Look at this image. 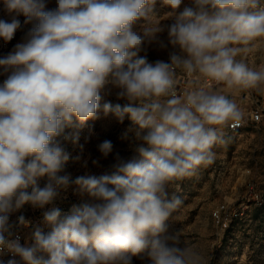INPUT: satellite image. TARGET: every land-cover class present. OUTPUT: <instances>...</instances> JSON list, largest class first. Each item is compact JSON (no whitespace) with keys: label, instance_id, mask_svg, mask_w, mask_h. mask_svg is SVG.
I'll return each mask as SVG.
<instances>
[{"label":"clouds","instance_id":"clouds-1","mask_svg":"<svg viewBox=\"0 0 264 264\" xmlns=\"http://www.w3.org/2000/svg\"><path fill=\"white\" fill-rule=\"evenodd\" d=\"M49 2L2 0L12 19H0V40H13L18 16L33 27L0 57L6 77L0 84V255L10 254L7 264H132L142 255L150 264H203L170 230L182 201L168 189L214 163L223 129L243 119L237 104L208 82L228 89L264 85V69L243 59L264 39V0H192L167 26L166 42L152 14L156 0H55L54 8ZM181 3L163 0L173 14ZM151 44L179 52L169 62L149 63L140 53ZM177 70L192 78L182 93ZM113 92L128 103H104L102 110L131 121L121 139L133 154L117 153L100 176L58 175L69 159L65 130L98 118L101 100ZM98 149L107 158L113 144L105 140ZM72 185L90 202L63 218L59 209L44 211L51 232L35 226L32 246L10 238L12 213L25 204L44 209ZM18 224L31 226L23 216Z\"/></svg>","mask_w":264,"mask_h":264},{"label":"rangeland","instance_id":"rangeland-1","mask_svg":"<svg viewBox=\"0 0 264 264\" xmlns=\"http://www.w3.org/2000/svg\"><path fill=\"white\" fill-rule=\"evenodd\" d=\"M186 6H192V0H182L173 14L163 0H156L152 14L165 28L160 34L165 42L167 26L175 22V15ZM48 7L54 8L55 0H50ZM143 23V20L137 21L134 30L140 31ZM173 51L179 52V49L171 46L162 49L151 44L146 45L140 55L146 56L149 63L158 60L169 62ZM243 59L255 70L264 69V39L255 42L253 51ZM223 86L218 84L213 89L232 99L243 116L248 114L255 101L264 107V85L259 89H228ZM104 103L123 106L128 101L118 100L114 92L106 95L101 100L98 118L90 119L83 125L74 122L65 130L69 139H66L63 147L69 159L58 175H68L73 181L79 176H100L109 169L117 153L125 158L133 154V145L121 139V134L131 121L126 117L121 123L113 115H105L102 110ZM77 136V142L73 143L72 138ZM223 136L225 142L213 148L216 153L214 163L201 167L194 176L169 185V195L175 194L182 201L170 218V230L180 235L182 244L195 248L201 254L203 264H264V113L261 121L248 120L236 132L223 131ZM105 140L113 144V152L107 158L98 149V145ZM94 161H98V164H94ZM47 182L46 177L39 179L38 187H45ZM58 191L57 198L44 209L25 204L13 213L12 224H18L21 216L31 222V226H19L24 233V246L34 244L35 226L38 225L45 235L51 232V227L43 222L44 211L59 209L63 218L70 215L74 207L90 202L86 194L78 193L75 185ZM220 203L226 204L228 212L235 210L239 213L224 230L217 227L213 220V211ZM132 264L150 262L142 255L133 257Z\"/></svg>","mask_w":264,"mask_h":264},{"label":"built area","instance_id":"built-area-1","mask_svg":"<svg viewBox=\"0 0 264 264\" xmlns=\"http://www.w3.org/2000/svg\"><path fill=\"white\" fill-rule=\"evenodd\" d=\"M20 22H21V27L18 29L15 33V36L13 40L10 42L5 43L3 40H0V57H3L4 55H7L10 51L13 50L14 46L17 43L23 42L26 38L27 33L29 30L33 27L32 23L25 24V17L23 15L17 17ZM0 19H4L7 21H10L12 19V16L7 14L3 10V4L2 0H0ZM177 81H178V91L182 93L184 90H186L190 86V80L192 78L187 77L185 74L182 72H179L177 70ZM6 77L4 75H0V84L3 83L4 79ZM215 82H208V86L211 88H214L217 86ZM263 113H264V107L258 103L257 101L254 102L253 107L250 109L247 115L243 116V119L239 126L233 128L231 126H227L223 129L224 132H236L239 129L243 128L246 123L249 121L252 122H259L263 118ZM66 135V133H65ZM67 136V135H66ZM66 140L63 141V145ZM62 145V146H63ZM29 188L28 190H30ZM27 190V191H28ZM238 212L235 210H232L231 212L227 211V206L225 203H220L216 206V208L213 211V220L216 224L217 227H219L221 230L226 229L229 226V222L233 219H235L238 216ZM12 215L10 216V223L12 225L11 229V237L10 238H15L19 237L21 245H24V233L21 227H19L18 224H12ZM7 235V234H6ZM11 258L10 254L5 252L4 254L0 255V261L4 263H7V261ZM18 259V258H17Z\"/></svg>","mask_w":264,"mask_h":264},{"label":"crops","instance_id":"crops-1","mask_svg":"<svg viewBox=\"0 0 264 264\" xmlns=\"http://www.w3.org/2000/svg\"><path fill=\"white\" fill-rule=\"evenodd\" d=\"M224 87V86H223ZM222 89V88H221ZM253 105H254V103H253ZM253 105L250 107V109L253 107Z\"/></svg>","mask_w":264,"mask_h":264}]
</instances>
